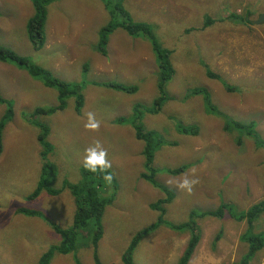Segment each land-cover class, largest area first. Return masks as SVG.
<instances>
[{
    "label": "rangeland",
    "instance_id": "374dc122",
    "mask_svg": "<svg viewBox=\"0 0 264 264\" xmlns=\"http://www.w3.org/2000/svg\"><path fill=\"white\" fill-rule=\"evenodd\" d=\"M117 7H124L133 21L150 24L158 43L169 50L174 73L162 91L146 38L118 27L109 35L105 55L93 48L100 28L118 19ZM33 8L32 0H0V45L69 83L74 92L64 97L62 110L28 120L36 107L57 103L56 90L48 92L24 70L0 62V96L12 111L4 120L8 106L0 103V264H38L39 256L60 241L54 225L70 227L76 209L68 188L52 195L41 190L28 198L45 162L35 119L51 126L47 140L53 149L45 157L55 168V176L48 175L50 188L67 180L93 186L102 198L112 195L101 216L109 255L103 258L99 248L103 264H124L121 253L131 238L152 224L134 248V263L176 264L189 231L168 224L189 222L191 210L214 209L228 200L231 207L222 217L195 219L199 240L186 264H235L240 256L242 262L264 264V250L251 252L239 240L253 220L230 217L264 199V22H253L264 13V0H53L46 7L45 43L38 50L26 36ZM108 81L137 89H115ZM79 92L83 101L77 110ZM157 96L159 110L146 112ZM135 106L143 111L138 114L142 130L154 134L150 166L158 184L142 176L147 172L145 141L136 137ZM88 112L100 121L98 131L84 129ZM193 125L195 133L181 132ZM95 140L107 150L111 184L103 174L81 172L85 149ZM179 167L184 170L178 174L168 172ZM193 168L199 183L191 194L167 183L178 182ZM162 186L174 195L162 205L168 224L158 227ZM78 236L76 250L55 253L50 264H94L88 230Z\"/></svg>",
    "mask_w": 264,
    "mask_h": 264
},
{
    "label": "trees",
    "instance_id": "16d2710c",
    "mask_svg": "<svg viewBox=\"0 0 264 264\" xmlns=\"http://www.w3.org/2000/svg\"><path fill=\"white\" fill-rule=\"evenodd\" d=\"M53 0H32L34 13L27 19L26 22V36L28 41L31 43L33 49L38 50L44 45L45 35H44V28L46 24V7L47 5L52 2ZM119 14L117 16L118 19H114L110 24L103 25L99 32H98V40L93 48L106 54V46L108 43L109 35L118 27H121L128 35L132 37H144L148 41H150L152 51L155 54L156 63H157V70H156V78L157 84L160 91L163 90L164 83L166 80L170 79L173 76L174 69L169 61V50L163 48L157 41L156 37L153 34L152 27L150 24L146 22H136L130 16V13L124 7H117ZM234 16V15H233ZM210 21L208 22V24ZM0 62L11 64L18 69H22L26 71V73L35 79L38 82H41L44 86L53 88L56 90L57 93V103L54 105L48 106H38L36 107L31 113H29L26 118L29 120L31 117L35 118L36 116H40L42 119L46 115L54 114L57 111H60L64 108L65 101L63 100L64 97H68L71 95L74 90L69 83L59 80L52 76L49 71L42 68L40 65H35L29 62L25 57L14 52L12 49L4 47L0 45ZM106 85L115 88L121 89L127 92L134 93L136 91V86L134 85H123L119 82L115 81H108ZM77 87V85H76ZM195 92V91H194ZM195 93H202L201 89H197ZM205 105L209 104V98L203 94ZM161 97L157 96L154 98V106L145 108L146 112L155 113L159 110L160 107V100ZM83 101L82 94H76V109L79 110ZM0 103L5 104L8 106L7 108V115L4 116V120L11 117V107L7 104L6 100L0 96ZM139 107L135 106L133 108L134 116H135V123L134 127L136 129V137L140 140L145 141V147L143 148V155L146 156V165H147V172H143L142 176L146 180H150L153 183H157L155 180L152 179L154 176V169L151 168L152 163V150L150 148V140L154 134L152 132H145L140 127V123L138 122V114L142 113L143 111L140 110ZM6 114V113H5ZM52 121V118H51ZM118 121H122V118L118 119ZM36 127L38 128L37 140L42 145L41 155L42 159L45 162L42 164L41 172L39 175L38 182L36 184V188L30 192L28 198L36 197L41 190H46L49 194H56L60 191L68 188L71 194L75 197V204L76 209L73 217V221L70 227L62 228L57 225H54V229L58 235H60V241L57 245L51 246L48 250H46L39 258L38 264H50L52 260V255L57 252L61 254H66L71 251H75L76 247L74 245L75 239L77 238L76 245L79 241L80 236L79 232L83 229H87L89 233V246L92 249V257L94 264H103L97 253V246L98 242L102 236V224H101V216L104 211V206L107 202H109L112 198V195L108 196L107 198H102L98 195V191L89 184H75L70 181L64 180L63 183L57 188H50V179L48 175L55 176V168L52 164L46 161L45 157L47 158V154H49L52 149L53 145L47 140L48 134L50 132V125L45 122H42L40 119L34 121ZM4 126V121L0 122V153L2 151V143H1V136H2V128ZM142 126V125H141ZM198 130L196 126L192 127H183L181 132L183 133H195ZM238 142H240L238 140ZM151 165V166H150ZM184 170V167H179L174 170H168L171 174H178ZM81 172L85 175L86 170L84 168L81 169ZM91 173V172H90ZM92 175H100V173H92ZM48 176V177H47ZM90 179V175L89 178ZM91 180V179H90ZM158 184V183H157ZM161 185V184H160ZM112 187H115V184H112ZM165 192V197L161 198L159 209L157 210L161 214V218L158 220L159 224H163L162 219H164V212L165 209L162 206L164 203L168 202L171 196L174 195L173 190L167 188L166 186L159 187ZM232 201L228 200L225 202L218 203L216 208L214 209H206V210H197L196 212L191 210L190 211V221L183 222L180 224H171L172 228H187L190 229V240L186 245L182 255L180 256L177 264H186L190 255L193 252L194 247L196 246L199 240V234L197 231L196 225V218H201L205 216H215V217H222L225 212V208H230ZM153 207H156V204H153ZM17 211H24L23 209L19 208ZM30 214H36V210L27 211ZM264 212V199L257 202L255 205L251 206L245 213H242L240 216L232 217V219H241L246 218L248 220H253L258 214ZM22 213V212H21ZM158 224V225H159ZM156 224H152L147 228H144L141 231H138L131 239L127 249L122 255V260L125 264H133L131 260V254L137 243L141 240V238L150 230L154 228ZM239 240L243 243L248 245V248L251 252H255L258 249L264 248V233L261 234H252L250 232L241 233L239 235ZM241 258V256H240ZM240 258L236 261L235 264H248L249 261L242 262ZM77 262V259H76ZM252 264V262H251Z\"/></svg>",
    "mask_w": 264,
    "mask_h": 264
},
{
    "label": "clouds",
    "instance_id": "9594fccd",
    "mask_svg": "<svg viewBox=\"0 0 264 264\" xmlns=\"http://www.w3.org/2000/svg\"><path fill=\"white\" fill-rule=\"evenodd\" d=\"M99 127L100 121L95 118L93 113L88 112L87 122L84 124V129L86 131L95 132L99 130ZM82 166L88 172L103 174V179L111 184L113 176L108 172V169L112 167V164L111 161L107 159V150L102 146L100 140H95L91 146L85 149ZM167 183H175L178 190H183L186 193L191 194L193 187L199 183V178L196 177V169L193 168L190 170V173L183 174L178 182L169 180Z\"/></svg>",
    "mask_w": 264,
    "mask_h": 264
},
{
    "label": "crops",
    "instance_id": "0c3cea01",
    "mask_svg": "<svg viewBox=\"0 0 264 264\" xmlns=\"http://www.w3.org/2000/svg\"><path fill=\"white\" fill-rule=\"evenodd\" d=\"M44 43H45V40H44ZM4 63V62H3ZM6 64H8V63H6ZM14 68H16V69H18L17 67H14ZM20 70H22V69H20ZM26 72V71H25ZM27 74V73H26ZM28 75V74H27ZM29 76V75H28ZM30 77V76H29ZM30 79H33L32 77H30ZM41 83V82H40ZM41 85H42V87L44 88V89H46L48 92H49V90H48V88H50V87H47V86H44L42 83H41ZM51 90H50V92L51 91H54V89L53 88H50ZM56 101H57V99H56ZM256 189L254 188L253 189V194L255 195V193H256ZM256 196V195H255ZM262 214H264V212L262 213ZM262 214H258L256 217H254L253 218V222H252V224L250 225L251 226V228H250V233H254L255 235L256 234H261V233H264V215H262ZM213 217V216H212ZM258 219H261V221H260V223L261 224H258L256 221L258 220ZM163 224H166V223H163ZM162 223L161 224H159L158 225V227L159 226H161V225H163ZM256 224V225H255ZM165 226H167V225H165ZM168 227V226H167ZM187 231H189V236H188V239H187V241L185 242V244H184V246H183V249L181 250V252H180V254H179V256L177 257V261H176V264L178 263V260H179V258H180V256L182 255V253H183V251H184V249H185V247H186V245L188 244V241L190 240V229H187ZM221 235V233H218V235L217 236H220ZM132 239V238H131ZM141 241V240H140ZM139 241V242H140ZM181 241H183V240H181ZM138 242V243H139ZM130 243V242H129ZM129 243H128V245H129ZM137 243V244H138ZM124 244V243H123ZM122 244V245H123ZM128 245L126 246V248L123 250V252L121 253V260H122V255H123V253L125 252V250L127 249V247H128ZM137 246V245H136ZM135 246V247H136ZM197 246V245H196ZM102 248V257L104 258V257H109V255H108V248H107V246L103 243V231H102V236H101V238H100V240H99V242H98V246H97V253L99 252L98 250H99V248ZM195 248L196 247H194V249H193V252H192V254H191V257H193V255H194V251H195ZM261 250H264V248H261ZM133 251H134V249H133ZM133 251H132V254H131V260H132V263L133 264H135L134 263V253H133ZM55 254V253H54ZM53 254V255H54ZM58 254H61V253H58ZM42 255V254H41ZM40 255V256H41ZM53 255H52V257H53ZM99 255V254H98ZM40 256H39V258H40ZM39 258H38V260H39ZM123 261V260H122ZM196 262V261H195ZM51 263V262H50ZM125 264V263H124ZM196 264V263H195ZM218 264H225V262H220V263H218Z\"/></svg>",
    "mask_w": 264,
    "mask_h": 264
},
{
    "label": "water",
    "instance_id": "95a60500",
    "mask_svg": "<svg viewBox=\"0 0 264 264\" xmlns=\"http://www.w3.org/2000/svg\"><path fill=\"white\" fill-rule=\"evenodd\" d=\"M253 22L255 23H261V22H264V13L260 14L259 15V18L254 20Z\"/></svg>",
    "mask_w": 264,
    "mask_h": 264
}]
</instances>
